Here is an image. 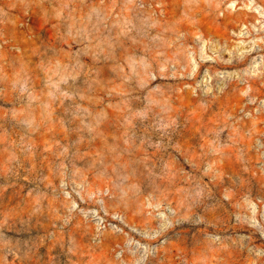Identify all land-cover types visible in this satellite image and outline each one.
Here are the masks:
<instances>
[{"label": "rangeland", "instance_id": "1", "mask_svg": "<svg viewBox=\"0 0 264 264\" xmlns=\"http://www.w3.org/2000/svg\"><path fill=\"white\" fill-rule=\"evenodd\" d=\"M0 264H264V0H0Z\"/></svg>", "mask_w": 264, "mask_h": 264}]
</instances>
